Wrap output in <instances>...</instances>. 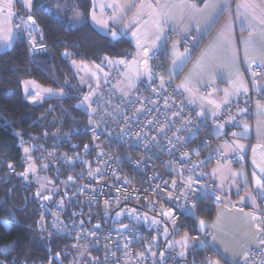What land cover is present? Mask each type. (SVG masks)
Masks as SVG:
<instances>
[{"label":"built area","instance_id":"2783aa9c","mask_svg":"<svg viewBox=\"0 0 264 264\" xmlns=\"http://www.w3.org/2000/svg\"><path fill=\"white\" fill-rule=\"evenodd\" d=\"M23 23L29 24L15 13V27L24 36L28 54L46 53L39 29H28ZM180 39L191 56L198 52L196 36ZM149 62L152 81H143L123 95L118 91L121 69H117L102 83L86 110L77 106L86 117L89 136L79 155L63 157L39 149L41 159L68 174L73 198L87 205L90 220L66 225V233L73 245L84 251L88 264H162L159 255L164 243L140 226L119 227L112 212L108 215L126 203H137L159 215L171 235L189 229L190 239L211 254V214L223 206V200L209 170L222 157L220 145L229 131L252 123L255 104L263 106L264 117L261 64L244 70L250 78L248 89L222 104L211 119L187 104L171 80H160L164 72L160 52ZM217 126H222L219 135L213 132ZM7 170L14 172V165L9 163ZM253 193L259 202L254 220L258 237L237 264H264V196L259 191ZM200 221L205 223L202 229L197 227Z\"/></svg>","mask_w":264,"mask_h":264},{"label":"trees","instance_id":"16d2710c","mask_svg":"<svg viewBox=\"0 0 264 264\" xmlns=\"http://www.w3.org/2000/svg\"><path fill=\"white\" fill-rule=\"evenodd\" d=\"M91 9V0H33L29 10L18 5L16 13L25 21L33 18L34 28L39 29L40 40L47 51L30 56L24 36L18 32L12 47L0 53V264H71L76 261L78 248L67 233H60L51 225L55 205L51 207L41 201L36 184L23 179L22 149L23 145L35 143L39 148H33L31 155L38 162H41L40 148L63 157L79 155L89 140L86 117L77 107L85 88L79 85L70 62L100 65L110 58L133 56L134 46L129 39L112 38L93 26ZM75 10L79 11L83 22L72 27L69 16ZM160 54L165 67V55ZM26 79L60 88L64 96L29 103L22 92V81ZM9 163L15 167L12 173L7 170ZM49 164L46 169L49 174L68 180L65 171ZM63 194L58 197L66 205L61 216L69 225L77 221V217L67 219L76 205L68 201L66 192H60V196ZM196 256L203 261L205 256L214 255L201 247L189 253L186 264H192ZM169 259L173 264L174 257Z\"/></svg>","mask_w":264,"mask_h":264},{"label":"crops","instance_id":"0c3cea01","mask_svg":"<svg viewBox=\"0 0 264 264\" xmlns=\"http://www.w3.org/2000/svg\"><path fill=\"white\" fill-rule=\"evenodd\" d=\"M6 2L0 0V53L7 51L9 44L19 36L18 32L15 35L6 28L7 13L15 16L18 5L29 10L33 4V0H12L11 8H7ZM206 4L222 5L223 10L206 8ZM111 8L113 11L108 12L106 25L111 28L120 25L121 28L125 23L119 33L122 34L123 30L134 48L133 33L136 29L146 28L150 36L156 34L161 46L166 43L161 51L166 64L169 63L167 45L185 35L196 36L200 47L190 63L199 65L198 76L203 82L200 86L207 85L211 90L203 96L194 93L189 98L194 109L204 115L216 114L222 104L235 100L248 89L250 78L244 69L255 63L264 65V0H113ZM210 13L215 14V21L206 25ZM130 17L133 20L126 23ZM90 22L98 28L97 21H91V15ZM146 62L149 61L144 56L141 63L145 65ZM118 91L122 94L121 89ZM50 96L52 93H48V98L62 97ZM218 128L221 131L222 126ZM219 130L216 135L220 134ZM236 145H244L243 150ZM220 151L222 157L209 172L222 193L223 206L212 215L208 245L213 257L226 264H237L245 258L258 237L254 220L259 202L253 191L264 196L263 114L255 113L252 123L229 131ZM228 158H233L234 162H229ZM234 235L236 241L233 242L231 236Z\"/></svg>","mask_w":264,"mask_h":264},{"label":"rangeland","instance_id":"374dc122","mask_svg":"<svg viewBox=\"0 0 264 264\" xmlns=\"http://www.w3.org/2000/svg\"><path fill=\"white\" fill-rule=\"evenodd\" d=\"M111 6H113V0H92V10L90 15L92 22L97 21V29L101 33L115 38L124 35L123 30L122 34H120L119 31L123 29L126 24L122 23L121 28H119L120 25L116 28H111L106 25L109 21V18L107 16L108 12L111 13V11H113ZM7 15L6 28L16 35V32H18V30L15 27V16L8 17L9 15ZM93 15H95V19H93ZM112 17L114 19L116 18V21H119L116 16L112 15ZM130 20H133L132 17L129 18V21L126 19L125 22L130 23ZM82 22L83 19L78 10H75L69 16V25L72 27L78 26ZM24 25L26 28H31L32 30L35 29L34 25L28 26V24L23 23V26ZM145 29L146 28H138L133 33V42L135 48L132 57L110 58L105 60V62L100 65H90L82 61L70 62L71 67L77 76L79 85L85 88L82 100L77 103L78 107L86 110L92 103L95 93L102 85V83L106 82L107 78L110 77L111 74L117 69H121L119 90H122L123 95L129 93L130 89L140 85L141 82H150L153 80L151 63L146 62L145 65H142L141 62L144 56H147V59L149 61L150 57L154 53L161 52L166 43L161 46L160 42L156 40V34L150 36V34L147 33ZM153 30L154 29H151L152 32ZM123 37L126 36L124 35ZM12 45L13 44H9L8 50L12 47ZM171 45V49H168ZM170 46L167 45V50L169 51V63L166 64V70L164 67V72L160 77V80H171L175 84V88L178 89L179 92H181L184 101L187 104L193 106L189 97H192L191 95L194 93H197V95L199 96H203V94L209 93L211 88L207 85L200 86L203 82L198 76L199 69L197 66L199 65H193L190 63L195 54L191 56L188 51L185 52V48H183L181 44V39L175 43L172 42ZM165 71L166 77L164 76ZM22 92L24 99L29 103L42 102L43 100L48 98V93H52L53 96L64 95V91L60 88L46 87L30 79L22 81ZM262 109L263 106L255 104L253 108L254 114L256 113L257 115L260 112L262 114ZM198 113L203 115L201 112ZM215 115L216 114L211 115L210 118L213 119ZM218 130V126L213 128L214 133L218 132ZM33 148H35V146H33V143H31L30 145H23V179L26 182H33L34 184H36L39 192L38 195L42 197L45 203L50 204V206L53 204V207L55 205L50 219L51 225L60 233L64 234L67 232L66 224L63 217L61 216V213L63 214L65 211L66 205L63 199L58 198L64 196V194L60 196V192H66L68 201L74 202L76 205L75 209L73 208L70 214L67 215V219L71 220L77 217V221L75 223H83V218L89 221L91 216L88 212L87 205L73 198V185L68 181H62L58 174H55V178L51 174H49L46 170L50 165L49 162L45 159H40L41 162L36 161V157H33L31 155V151L33 150ZM25 149H28V151L25 152ZM38 155H40V152H38ZM57 181H62V183L60 184ZM111 212L113 221H115L116 225H118L119 227H126L129 225L140 226L147 232L151 233L154 239L159 240L165 244L164 251H161L159 255V259L162 264L164 263V261H166V264H172L169 259L170 253L174 252L175 254H178L180 258L186 259L190 252L193 254L196 252V249L201 248L202 246L201 243L194 242L190 239V230L187 228H183L182 230H175L171 235L169 227L164 223L159 215L151 214L148 210L137 203L121 204L119 207L109 211L108 215ZM204 226L205 223L197 224V227L199 229L204 228ZM235 237L236 235H234V237L231 236V240L233 242L236 241ZM204 259L205 260L202 261L199 257L196 256L192 258L191 263L226 264L215 257L208 258L205 256ZM71 264H88L87 260L84 257V251L82 249H78L76 261H73Z\"/></svg>","mask_w":264,"mask_h":264},{"label":"snow or ice","instance_id":"6c2138e0","mask_svg":"<svg viewBox=\"0 0 264 264\" xmlns=\"http://www.w3.org/2000/svg\"><path fill=\"white\" fill-rule=\"evenodd\" d=\"M26 2H29V0H26ZM11 6H12V0H7V2H6V4H5V7H7V8H11ZM29 6H30V5H29ZM205 7H206V8L211 7L213 10H215V9H217V8H219L220 10H223V6H222V5L206 4ZM8 15L11 16L12 13L9 12ZM95 18H96L95 15H93V19H95ZM29 19H31V17H30ZM214 21H215V14L210 13V14H209V17H208V19H207V21H206V25H210V24L214 23ZM5 39H6V37H5ZM157 39H159V37H157ZM187 51H188V50L185 49V52H187ZM178 59H179V56H178ZM45 91H47V90H45ZM245 91H246V89H245ZM236 147H238V148H240L241 150H243L244 145H236ZM27 151H28V149H25V152H27ZM254 151H255V150H254ZM262 170H264V169H262ZM200 223L203 224L204 221H200Z\"/></svg>","mask_w":264,"mask_h":264},{"label":"flooded vegetation","instance_id":"af4514ba","mask_svg":"<svg viewBox=\"0 0 264 264\" xmlns=\"http://www.w3.org/2000/svg\"><path fill=\"white\" fill-rule=\"evenodd\" d=\"M172 254H175V253L174 252L173 253H170V256L169 257H172L173 258V255ZM171 263H172V261H171ZM173 264H186V261H185V259L180 258L178 256V258H174V263Z\"/></svg>","mask_w":264,"mask_h":264},{"label":"water","instance_id":"95a60500","mask_svg":"<svg viewBox=\"0 0 264 264\" xmlns=\"http://www.w3.org/2000/svg\"><path fill=\"white\" fill-rule=\"evenodd\" d=\"M30 17H28L27 18V21H28V23L30 24V25H34L35 24V22H34V20H33V18L31 17V19H29ZM36 192H37V189L35 190ZM41 201H43V199H41ZM51 207H53V204L51 205ZM173 255V257L174 258H178V254H172Z\"/></svg>","mask_w":264,"mask_h":264}]
</instances>
